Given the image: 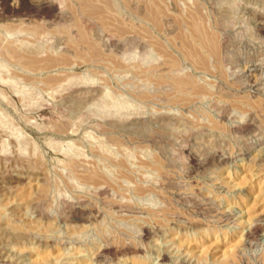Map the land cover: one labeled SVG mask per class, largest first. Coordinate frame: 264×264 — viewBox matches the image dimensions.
<instances>
[{"label": "rangeland", "instance_id": "rangeland-1", "mask_svg": "<svg viewBox=\"0 0 264 264\" xmlns=\"http://www.w3.org/2000/svg\"><path fill=\"white\" fill-rule=\"evenodd\" d=\"M32 1L0 0V264H264V0Z\"/></svg>", "mask_w": 264, "mask_h": 264}, {"label": "bare ground", "instance_id": "bare-ground-1", "mask_svg": "<svg viewBox=\"0 0 264 264\" xmlns=\"http://www.w3.org/2000/svg\"><path fill=\"white\" fill-rule=\"evenodd\" d=\"M84 1V0H83ZM89 2H90V0H88ZM102 1V0H101ZM105 2H108V0H104ZM109 1H111V0H109ZM85 2V1H84ZM83 2V3H84ZM156 2V1H155ZM31 4H32V6H34L36 9H38V10H43V9H53L54 8V2L53 1H51V0H36V1H32V2H30ZM87 3V2H86ZM91 3V2H90ZM93 3V2H92ZM110 4H112V1L111 2H109ZM107 4V3H106ZM109 4V5H110ZM84 5V4H83ZM89 5V4H88ZM88 5H84L85 7L86 6H88ZM91 5V4H90ZM93 5V6H92ZM91 6L92 7H94V5L96 6V4H92ZM100 4H98V6H99ZM108 5V4H107ZM62 8H63V6L62 5H60ZM101 6V5H100ZM113 6V5H112ZM112 6L110 5V7L112 8ZM90 7V6H89ZM103 7V6H102ZM109 7V8H110ZM57 8V7H56ZM55 8V9H56ZM100 8V7H99ZM162 8V7H161ZM94 9V8H93ZM114 9V8H113ZM87 10H90V12H91V14H92V11H91V9H87ZM86 10V11H87ZM95 10H96V12H98L97 11V8L95 7ZM99 10V9H98ZM101 10V9H100ZM102 11H103V9H102ZM113 11V10H112ZM153 11V10H152ZM162 12L164 11V10H161ZM63 13V12H62ZM99 13H100V11H99ZM61 14V13H60ZM89 14V13H88ZM157 14V13H156ZM111 15V14H110ZM157 16V15H156ZM159 16V15H158ZM157 18V17H156ZM195 18H196V16H195ZM113 19V18H112ZM172 19V18H171ZM157 21V20H156ZM196 21V20H195ZM159 22V21H158ZM191 22V21H190ZM197 22V21H196ZM155 23H157V22H155ZM205 27V26H204ZM200 29H201V27H199ZM199 28H198V24L197 25H193V30H194V32H196L197 34L199 33ZM191 30H192V28H191ZM192 30V31H193ZM197 34H195L194 33V35L196 36ZM201 34H202V32H201ZM207 36L209 35V34H206ZM202 36L204 37V35L202 34ZM197 38H198V36H197ZM201 38V37H200ZM199 38V39H200ZM209 36L207 37V39L209 40ZM212 39V38H211ZM210 39V40H211ZM204 40V39H203ZM199 41V40H198ZM205 41V40H204ZM84 42V41H83ZM215 42H217V41H215ZM202 43V42H201ZM206 43V42H205ZM204 43V44H205ZM212 43V42H211ZM207 44V43H206ZM210 45V44H209ZM213 45V44H212ZM216 47H218L217 45H216ZM15 48V47H14ZM196 48V47H195ZM204 48H205V46H204ZM192 49V48H191ZM194 49V48H193ZM211 49H212V46H211ZM197 50H198V48H197ZM213 50V49H212ZM214 51V50H213ZM194 52V51H193ZM197 52H199V51H197ZM17 54V53H16ZM193 54V53H192ZM199 54V53H198ZM201 54V53H200ZM15 55V54H14ZM194 55V54H193ZM202 55V54H201ZM19 56V55H18ZM31 57V56H30ZM203 58V57H202ZM185 81H187V80H185ZM188 82V81H187Z\"/></svg>", "mask_w": 264, "mask_h": 264}]
</instances>
